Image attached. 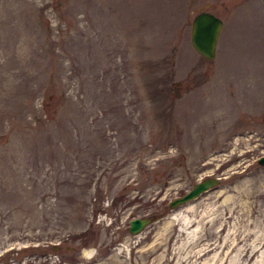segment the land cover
Returning a JSON list of instances; mask_svg holds the SVG:
<instances>
[{"label":"rangeland","instance_id":"rangeland-1","mask_svg":"<svg viewBox=\"0 0 264 264\" xmlns=\"http://www.w3.org/2000/svg\"><path fill=\"white\" fill-rule=\"evenodd\" d=\"M59 1L0 0V264H264V0Z\"/></svg>","mask_w":264,"mask_h":264},{"label":"water","instance_id":"water-1","mask_svg":"<svg viewBox=\"0 0 264 264\" xmlns=\"http://www.w3.org/2000/svg\"><path fill=\"white\" fill-rule=\"evenodd\" d=\"M223 24V20L209 10L201 9L194 14L191 20L190 41L193 48L203 57L213 59L216 54V45L219 33ZM257 162L264 165V154L257 158ZM219 182L218 177L212 175L194 183L183 195L174 197L169 201V206L184 203L201 192L207 190L211 186ZM153 215H145L130 219L128 230L131 233L141 231L144 226L151 221ZM96 251L95 246L82 247L83 255H91Z\"/></svg>","mask_w":264,"mask_h":264},{"label":"trees","instance_id":"trees-1","mask_svg":"<svg viewBox=\"0 0 264 264\" xmlns=\"http://www.w3.org/2000/svg\"><path fill=\"white\" fill-rule=\"evenodd\" d=\"M55 6L61 8V2L59 0H54Z\"/></svg>","mask_w":264,"mask_h":264}]
</instances>
